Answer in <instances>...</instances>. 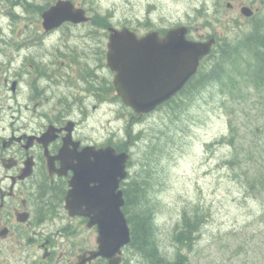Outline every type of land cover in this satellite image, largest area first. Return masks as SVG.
I'll list each match as a JSON object with an SVG mask.
<instances>
[{
	"label": "rangeland",
	"instance_id": "rangeland-1",
	"mask_svg": "<svg viewBox=\"0 0 264 264\" xmlns=\"http://www.w3.org/2000/svg\"><path fill=\"white\" fill-rule=\"evenodd\" d=\"M10 1L0 0V136L9 135L11 124L44 125L42 116L53 111L77 65L88 62L93 66L95 61L99 65L97 55L106 50L102 27H62L44 36L40 16L30 11L22 14ZM28 1L44 6L56 0ZM71 1L90 17L109 14L115 28L128 24L138 28L146 21L160 29L184 25L192 29V37L213 34L218 46L224 42L229 49L235 48L234 55L222 61L225 72L221 82L195 93L198 96H192L178 121L173 117V124L163 111L137 121L119 106L87 102V119L80 130L96 143L127 142L131 172L141 177L150 173L143 167L148 147L166 130L170 143L152 160L150 200L156 207V240L167 258L172 260L178 251L185 264H264V49L253 53L241 43L254 25L264 33V0ZM241 4L250 5L249 18L240 14ZM138 32L143 30L138 28ZM25 55L48 65L45 78L35 82V74H25ZM209 58L205 63L208 69L216 59ZM100 74L102 85L108 88L110 77L105 68ZM13 82H17L14 91ZM107 94L108 99L113 96ZM116 110L126 114L122 117ZM76 114L75 119L80 120ZM137 133L142 137L133 138ZM189 206L208 211V215L190 247L177 249L173 236L182 210ZM14 259L7 252L0 257V264Z\"/></svg>",
	"mask_w": 264,
	"mask_h": 264
},
{
	"label": "flooded vegetation",
	"instance_id": "flooded-vegetation-1",
	"mask_svg": "<svg viewBox=\"0 0 264 264\" xmlns=\"http://www.w3.org/2000/svg\"><path fill=\"white\" fill-rule=\"evenodd\" d=\"M107 22L112 23V20ZM94 23L95 18H92L87 25ZM145 24L149 25H139V29L143 30L138 32L140 36L145 34L144 31L151 30ZM107 30L102 38H107ZM152 30H157L159 37L164 36L158 27ZM97 56L99 65L96 61L93 66L88 62L82 67L77 65V71L67 78L66 92L61 91L58 96L62 97L58 98V103L56 100L57 104L50 111L53 116L50 119V113L42 116L46 119L44 125L29 128L11 124L9 135L0 136V257L8 252L17 258L3 264L109 263L105 257H95L97 228L89 226L90 220L82 216L87 208L84 200L66 203L77 158H81L85 150L108 146L107 141L96 143L80 130L87 119L85 105L87 102L96 106L106 103L119 105L121 102L116 96L106 97L108 90L106 85H102L100 71L105 68L108 73V87L114 74L103 64L106 51H99ZM24 64L27 65L25 74H35V82L45 78L42 67H36L31 62V56L25 55ZM37 64L42 62L37 61ZM12 71L16 72L15 68ZM16 84L12 83V91ZM103 87L105 92L101 90ZM30 100L36 99L31 97ZM77 112L80 120L75 119ZM134 118L137 121L142 119ZM128 150L126 148L127 153ZM92 186L89 184V188ZM122 186L120 189L124 195Z\"/></svg>",
	"mask_w": 264,
	"mask_h": 264
},
{
	"label": "water",
	"instance_id": "water-1",
	"mask_svg": "<svg viewBox=\"0 0 264 264\" xmlns=\"http://www.w3.org/2000/svg\"><path fill=\"white\" fill-rule=\"evenodd\" d=\"M243 14L250 13L243 9ZM41 19L44 31L51 32L66 22L85 23L88 17L84 9L75 8L71 1L58 0L41 14ZM187 32L186 27L180 26L160 38L156 31L137 37L126 28L109 29L106 66L114 74L117 95L139 116L170 100L196 72L200 60L210 53L213 39L192 42L186 39ZM81 156L77 158L67 204L84 200L87 209L82 215L90 219L89 226L95 225L98 230L95 256L107 258L108 264H119L121 248L130 241L127 221L121 212L123 194L118 190L127 175L128 155L107 147L85 150ZM89 184L93 186L89 188Z\"/></svg>",
	"mask_w": 264,
	"mask_h": 264
},
{
	"label": "trees",
	"instance_id": "trees-1",
	"mask_svg": "<svg viewBox=\"0 0 264 264\" xmlns=\"http://www.w3.org/2000/svg\"><path fill=\"white\" fill-rule=\"evenodd\" d=\"M10 1V0H9ZM17 4L25 12L30 11L31 13L41 14L48 6L49 2L44 6H40L34 2H28L27 0H16L10 1ZM108 15L106 16H96L94 26L96 28L102 27L105 29L109 26ZM145 26H148L145 24ZM93 31V30H92ZM93 32H96L95 30ZM259 35L257 29L254 30L248 37L243 40V47L249 50L252 45L259 47L253 48L254 51L263 50L264 48V35ZM253 40H256V45L253 44ZM37 41H39L37 39ZM240 46V48H243ZM243 48V49H244ZM235 50V48L233 49ZM232 49L228 47L221 48V53L215 55L216 59L212 63L214 68L211 70H203L198 72V74L191 79L190 82L184 87L180 95L173 98L169 102L165 103L163 106L159 107L157 112H164V115L168 116L169 122L173 124L178 121L180 116L185 113L190 104L192 103L196 94H200L209 85H213L221 82L222 74L224 73L225 67L222 63L223 59L226 57L233 56ZM46 68H44V71ZM101 88V87H100ZM110 93L113 92L112 86L106 88ZM104 91V87L101 89ZM105 92V91H104ZM108 92V93H109ZM196 93V94H195ZM192 96H194L192 98ZM173 117L177 118L176 121ZM142 136L138 134L136 137ZM166 130H161L160 138L158 142L150 144L148 147L149 153H145L144 160H146V166L144 168L149 170L147 176L141 177L138 174L131 175L128 177L125 189V205L124 214L127 219V223L130 229V243L127 247V253L134 256V264H185L186 259L183 258L177 251L173 256V259L167 258L160 249L159 240H156V231L158 228L157 221L155 219V205L151 199V192L153 190V177L151 176L152 163H154L153 158L163 152L165 145H168ZM135 138V137H134ZM160 140H165L163 144ZM160 144V145H159ZM159 145V146H158ZM123 145L116 146V149H122ZM150 148V149H149ZM125 149V148H123ZM122 149V150H123ZM133 167V166H132ZM130 168V170L132 169ZM134 169V168H133ZM152 181V183H151ZM245 183V182H244ZM246 185V183H245ZM208 212V211H207ZM203 209L198 210L192 207H186L181 212L180 223L177 225L175 234L173 236V241L175 248L179 247H190L192 241L195 239V235L198 230L202 227V219L204 220L206 214ZM198 226H200L198 228ZM128 256V255H127ZM130 257V256H128ZM131 258V257H130Z\"/></svg>",
	"mask_w": 264,
	"mask_h": 264
},
{
	"label": "bare ground",
	"instance_id": "bare-ground-1",
	"mask_svg": "<svg viewBox=\"0 0 264 264\" xmlns=\"http://www.w3.org/2000/svg\"><path fill=\"white\" fill-rule=\"evenodd\" d=\"M127 25V24H126ZM129 25V24H128Z\"/></svg>",
	"mask_w": 264,
	"mask_h": 264
}]
</instances>
